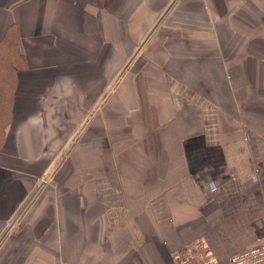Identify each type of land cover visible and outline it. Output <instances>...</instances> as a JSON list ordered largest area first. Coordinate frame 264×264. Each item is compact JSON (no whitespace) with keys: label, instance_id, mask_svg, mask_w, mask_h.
<instances>
[{"label":"crops","instance_id":"0c3cea01","mask_svg":"<svg viewBox=\"0 0 264 264\" xmlns=\"http://www.w3.org/2000/svg\"><path fill=\"white\" fill-rule=\"evenodd\" d=\"M169 1L0 0V40L16 31L23 56L0 146V234ZM175 4L0 264H229L264 242V0Z\"/></svg>","mask_w":264,"mask_h":264},{"label":"water","instance_id":"95a60500","mask_svg":"<svg viewBox=\"0 0 264 264\" xmlns=\"http://www.w3.org/2000/svg\"><path fill=\"white\" fill-rule=\"evenodd\" d=\"M177 2V0H171L170 3L167 5V7L164 9L160 17L157 19V21L154 23L148 34L144 37V39L139 43L136 50L131 54V56L126 60L120 71L117 73V75L114 77V79L111 81V83L106 87L104 92L102 93L101 97L98 99V101L95 103L94 107L90 111V113L86 116L84 121L81 123V125L76 130L75 134L67 144V146L64 148V150L61 152V154L55 159V161L52 163L51 167L48 169L46 174L43 176V178L37 183L33 191L28 195V197L25 199V201L22 203L20 208L18 209L17 213L12 217V219L9 221V223L4 227L2 233L0 234V245L3 243V241L6 239V237L9 235L15 224L18 222L20 217L24 214V212L27 210V208L30 206V204L34 201L38 193L41 191L43 185L48 180L49 176L52 174V172L56 169V167L59 165V163L62 161V159L65 157V155L68 153L69 149L73 146V144L76 142L78 136L82 132V130L85 128V126L88 124V122L91 120V118L94 116V114L98 111V109L101 107V105L105 102V100L108 98L109 94L112 92V90L115 88V86L120 81L121 77L126 73L127 69L130 67L134 59L137 57L139 52L142 50L148 39L153 35V33L156 31L164 17L168 14V12L172 9L174 4Z\"/></svg>","mask_w":264,"mask_h":264},{"label":"trees","instance_id":"16d2710c","mask_svg":"<svg viewBox=\"0 0 264 264\" xmlns=\"http://www.w3.org/2000/svg\"><path fill=\"white\" fill-rule=\"evenodd\" d=\"M18 46L19 39L16 31L11 32L9 28L0 40V146L10 124L16 74L23 61Z\"/></svg>","mask_w":264,"mask_h":264},{"label":"built area","instance_id":"2783aa9c","mask_svg":"<svg viewBox=\"0 0 264 264\" xmlns=\"http://www.w3.org/2000/svg\"><path fill=\"white\" fill-rule=\"evenodd\" d=\"M229 264H264V242L234 254Z\"/></svg>","mask_w":264,"mask_h":264},{"label":"rangeland","instance_id":"374dc122","mask_svg":"<svg viewBox=\"0 0 264 264\" xmlns=\"http://www.w3.org/2000/svg\"><path fill=\"white\" fill-rule=\"evenodd\" d=\"M171 1V0H170ZM170 1H169V3H170ZM168 3V4H169ZM167 4V5H168ZM175 6H176V4H175ZM175 6L168 12V14L167 15H169L170 14V12L175 8ZM167 7V6H166ZM165 7V8H166ZM164 11V10H163ZM162 11V12H163ZM167 15H166V17L164 18V20L167 18ZM156 20V19H155ZM163 20V21H164ZM153 24V23H152ZM151 24V25H152ZM154 25V24H153ZM152 25V26H153ZM152 27L150 26L149 27V29H148V31L147 32H149L150 31V29H151ZM158 29V28H157ZM159 32H158V30H157V32L156 33H153V35L148 39V41L146 42V44H145V46L143 47V49L139 52V54L137 55V57L134 59V61H133V63H134V65H135V67H137V68H139L140 67V65L142 64V63H144V59H145V55H146V53H147V50H146V48L147 47H153L154 46V43H155V41L158 39V37H159V34H158ZM148 33H145L143 36H142V38L141 39H139L138 41H136L135 42V44H134V47H133V49H132V51H131V53L130 54H132L135 50H136V48H137V46L139 45V42H141L143 39H144V37L147 35ZM131 56V55H130ZM129 56V57H130ZM128 57V58H129ZM132 63V64H133ZM131 64V65H132ZM123 65H124V63H123ZM122 65V66H123ZM143 65V64H142ZM122 66L118 69V71L116 72V74L114 75V77L117 75V73L120 71V69L122 68ZM129 69V68H128ZM128 69H127V71H128ZM126 71V72H127ZM114 77L111 79V81L114 79ZM122 78V77H121ZM111 81L108 83V85L111 83ZM107 85V86H108ZM106 86V87H107ZM106 87H105V89H106ZM104 89V90H105ZM104 90L101 92V94H100V96L94 101L95 103L98 101V99L101 97V95H102V93L104 92Z\"/></svg>","mask_w":264,"mask_h":264}]
</instances>
